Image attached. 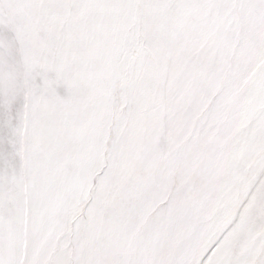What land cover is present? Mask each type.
I'll return each mask as SVG.
<instances>
[{
	"label": "snow or ice",
	"instance_id": "1",
	"mask_svg": "<svg viewBox=\"0 0 264 264\" xmlns=\"http://www.w3.org/2000/svg\"><path fill=\"white\" fill-rule=\"evenodd\" d=\"M0 264H264V0H0Z\"/></svg>",
	"mask_w": 264,
	"mask_h": 264
}]
</instances>
